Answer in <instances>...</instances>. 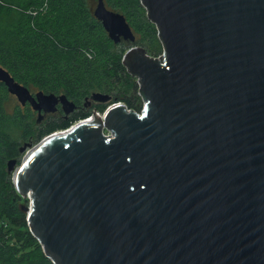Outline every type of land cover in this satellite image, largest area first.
<instances>
[{"label":"water","instance_id":"95a60500","mask_svg":"<svg viewBox=\"0 0 264 264\" xmlns=\"http://www.w3.org/2000/svg\"><path fill=\"white\" fill-rule=\"evenodd\" d=\"M140 3L163 48L122 56L143 115L115 104L7 161L29 231L53 264H264V0ZM93 15L114 44L135 42L104 0ZM0 83L37 123L76 106L1 66Z\"/></svg>","mask_w":264,"mask_h":264},{"label":"trees","instance_id":"16d2710c","mask_svg":"<svg viewBox=\"0 0 264 264\" xmlns=\"http://www.w3.org/2000/svg\"><path fill=\"white\" fill-rule=\"evenodd\" d=\"M25 1L40 7V14L43 10L45 13L38 18L31 15L33 26L38 28L35 31V27H25L23 32L17 28L15 32L0 30V66L31 93L63 94L78 105L84 104L93 92L108 94L109 84L120 81L126 69L121 63L122 55L116 51L115 44L94 17L92 2ZM104 3L106 7L108 3L112 5L109 10L122 14L129 25L131 22L139 28L144 45H157L156 30L146 18L140 0H104ZM13 13V10H0V20L12 28L17 26L18 21ZM110 96L113 102H119V97ZM13 97L0 83V264H53L29 231L26 205L22 204V197L7 170V161L15 159L20 149L7 128L8 123L10 125L7 122L10 121L7 107ZM132 98L123 97L122 102L134 107ZM17 105L13 104L12 117L17 125L25 127L23 123L32 119L33 112L29 107L21 110ZM95 107L101 109L104 105L97 104ZM90 110L73 112L66 119L52 117L46 120L44 126L40 124L32 136L39 141L51 133L68 129L79 120L88 118Z\"/></svg>","mask_w":264,"mask_h":264},{"label":"rangeland","instance_id":"374dc122","mask_svg":"<svg viewBox=\"0 0 264 264\" xmlns=\"http://www.w3.org/2000/svg\"><path fill=\"white\" fill-rule=\"evenodd\" d=\"M88 1H89V3L92 2L91 5L93 4V6H92V11H93L95 6H96L97 0H88ZM111 7H112V5H110L108 3L107 9H110ZM2 9H8L9 11L13 10V12H14L13 14L15 15V18L17 17V19H18L17 26H15L13 28L11 26H6L5 23H3V21L0 20V30H6V31L8 30V31H12V32H15L16 28L23 32L25 27H30L31 29L33 27H35V29H33V30L34 31L37 30L38 28H36V26H33L34 25V23H33L34 19H30V17L32 15V17H34V18H38L37 16L45 13L43 10V11H41V14H40V10H39L40 7L31 6L30 3L25 1V0H0V10H2ZM37 12H38V14H36ZM145 16L147 18L146 10H145ZM14 20L16 21V19H14ZM129 23L133 28V32L135 34L136 40L133 43H131L129 41H121L120 43L115 44V47H116L115 49L117 52H119L120 55L123 56V54L126 52V50H128L131 47L142 48L145 50V53L149 56H154L153 54H157V53L160 54L162 52V49H163L162 44H161L160 40L158 39L157 35H156V39H157V45L156 46H152V45H148V44L144 45V43L141 42V39L144 38L143 33L141 31H139V28L137 26L133 25L131 22H129ZM151 24L153 25V27L156 30L155 24H153V23H151ZM156 33H157V30H156ZM88 55H89L88 57L91 56L90 53H88ZM154 57H156V56H154ZM121 63H122V60H121ZM125 71H126L125 72L126 74L122 76V79L120 81H116V82L114 81L112 84H109L110 91H108L107 93L112 95V96L119 97L118 100L122 104H126V103L122 102L123 97L131 96V97H133L132 98L133 103H134L133 108L140 109V108H142L143 103L140 101V99L137 95L136 79L134 78V76L130 75L127 72V69ZM29 86L36 88L35 85H32V86L29 85ZM112 103H113V101H111L110 103H108L107 105H105L101 109L97 108V107L91 108V110H90L91 114L94 112H98V113H100L99 115L102 116L103 112ZM13 104L14 105L18 104L17 106H20V104L18 103V101L16 100L15 97H13V99L11 100V104L7 107V110L9 113L8 116L10 117V121L9 120L7 121V122H10V125L8 123V126H7L8 132L11 136V139L17 143L18 148L19 147L21 148L24 145L27 146L24 153H22V154L19 153V155H17L15 158V160L17 162L15 165V168L17 169L20 167L21 160L26 155V153H28L34 146H36L43 139L42 138L41 140L36 141L34 139V136H32V135L35 134V131L39 128L40 124L42 126H44V124L46 123V119H44V118H43L44 120L42 119L43 124L42 123L37 124V122H35L37 116L33 112L32 119L23 123V125L25 127L19 126V125H17L15 119L12 117L13 116V110L15 109ZM20 107L22 108L21 110H23L24 108L25 109L28 108V107H22V106H20ZM91 114H90V116H91ZM11 175H12V179H13V174H11ZM19 195L22 197V200H23L22 204L26 205L25 211L27 212L29 210L30 204H31L30 197L28 196V194H26L25 196H23L21 194H19Z\"/></svg>","mask_w":264,"mask_h":264},{"label":"built area","instance_id":"2783aa9c","mask_svg":"<svg viewBox=\"0 0 264 264\" xmlns=\"http://www.w3.org/2000/svg\"><path fill=\"white\" fill-rule=\"evenodd\" d=\"M146 14H147V12H146ZM156 27V26H155ZM157 30V29H156ZM157 37H158V34H157ZM163 55V53L161 52L158 56H156V57H154V56H149V58H153V59H160V57ZM135 78V77H134ZM136 79V78H135ZM136 86H137V95H138V97H139V99H140V101L143 103L142 104V108H140V109H135V108H133V107H128L126 104H122V103H120V102H118V103H112V104H110L108 107H107V109L109 108V107H111V106H113V105H115V104H121V105H123L124 107H125V110H126V112L127 113H133V114H135V115H137V116H139V117H141L142 115H143V112H144V110H145V108H146V101H144L143 99H142V97H141V92H140V83H139V79H136ZM106 109V110H107ZM96 115H99L100 113H98V112H94ZM94 113H92L91 114V116L92 115H94ZM104 113V112H103ZM100 116V115H99ZM83 120H85V119H83ZM79 121H81V120H79ZM103 136H104V138L105 139H109V138H113L114 137V134L112 133V132H110V131H106V130H104L103 131Z\"/></svg>","mask_w":264,"mask_h":264},{"label":"flooded vegetation","instance_id":"af4514ba","mask_svg":"<svg viewBox=\"0 0 264 264\" xmlns=\"http://www.w3.org/2000/svg\"><path fill=\"white\" fill-rule=\"evenodd\" d=\"M75 104V103H74ZM76 106H75V109H74V111L73 112H81V111H83V110H86V109H91V108H93V107H95V105H97V104H95V103H87V104H85V102H84V104H82V105H78V104H75ZM22 107H29L30 109H31V107L27 104V105H25V106H22ZM57 108H58V111H57V113L55 114V115H47V116H44V119H50V118H52V117H64L65 119L67 118V116L69 115H65L64 113H63V111L61 110V106L60 105H58L57 106ZM31 111L32 112H34L35 114H36V116H37V112L36 111H34L33 109H31ZM72 112V113H73ZM71 114V113H70ZM43 119V120H44ZM43 120H41V122L43 121ZM40 122V123H41Z\"/></svg>","mask_w":264,"mask_h":264},{"label":"bare ground","instance_id":"6f19581e","mask_svg":"<svg viewBox=\"0 0 264 264\" xmlns=\"http://www.w3.org/2000/svg\"><path fill=\"white\" fill-rule=\"evenodd\" d=\"M117 105H120V104H117ZM116 106V105H115ZM94 115H96V114H94ZM101 117V116H100ZM94 119H96V118H89V120H86L85 122L83 121V122H81V123H84V124H88V123H92V121L94 122L95 120ZM60 133H64V132H58V133H56V134H60ZM65 133H67V132H65Z\"/></svg>","mask_w":264,"mask_h":264}]
</instances>
